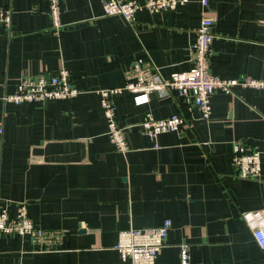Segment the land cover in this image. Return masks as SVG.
<instances>
[{"label": "crops", "instance_id": "crops-1", "mask_svg": "<svg viewBox=\"0 0 264 264\" xmlns=\"http://www.w3.org/2000/svg\"><path fill=\"white\" fill-rule=\"evenodd\" d=\"M104 0H59L60 27L49 0H0L11 11L0 23V207L28 217L46 237L0 235V264H118L117 235L129 228L172 227L156 264H179L186 244L190 264H264L241 213L264 211V89L233 87L211 96L209 121L174 90L135 105L116 99V117L131 127L128 150L107 136L98 91L122 87L135 61L144 73L168 78L190 69V44L203 11L189 0L173 11H139L133 24L105 17ZM139 2L143 0H137ZM214 40L209 72L220 79L264 81V0H208ZM68 71L72 99L4 101L21 77ZM156 68V70H153ZM184 120L178 133L154 142L137 123L145 112ZM260 152L257 179L236 175L233 144Z\"/></svg>", "mask_w": 264, "mask_h": 264}, {"label": "built area", "instance_id": "built-area-1", "mask_svg": "<svg viewBox=\"0 0 264 264\" xmlns=\"http://www.w3.org/2000/svg\"><path fill=\"white\" fill-rule=\"evenodd\" d=\"M189 0H104L101 4L102 14L105 17L119 16L126 23L133 24L139 11L160 13L173 11ZM203 14L195 32V39L190 44L189 54L191 67L186 71L173 72L166 79L158 72L149 75L144 73L141 61L133 64V73H129L124 86L101 89L98 91L100 107L107 123V136L119 153L128 150L125 134L131 127L121 125L116 117V99L124 93L132 95L135 105L148 103L150 96L156 92L164 93L174 90L179 97L191 99L199 114V119L209 121L211 116V96L216 90L232 93L233 87L264 89V81L250 77L239 79H220L209 72V53L214 40V17L204 14L208 0H200ZM59 0H49L48 14L54 29L60 27ZM11 11L0 8V23L9 26ZM153 70H156L154 68ZM71 77L68 71L61 68L54 75H37L21 77L13 93L6 95L4 101L19 104L22 102H38L47 100L72 99L78 91L71 86ZM184 120L177 114L163 119L154 118L150 112H145L137 128L154 142L163 133H178ZM3 133V124L0 120V135ZM234 167L236 175L242 179H257L261 172L260 152L252 148H245L239 141L233 144ZM243 222L250 231L255 243L264 250V211L249 210L241 213ZM172 227L170 219H164L157 227L121 230L117 235L114 250L119 256L118 264H156L159 251L164 245L168 232ZM0 235H17L28 237L40 249L44 248L45 232L35 227L28 217L26 203L17 204L15 214L9 216L6 209L0 207ZM179 264H190L189 250L186 244L179 247Z\"/></svg>", "mask_w": 264, "mask_h": 264}]
</instances>
